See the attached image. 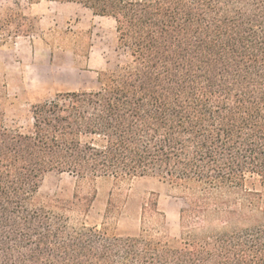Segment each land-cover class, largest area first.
<instances>
[{"label":"trees","instance_id":"1","mask_svg":"<svg viewBox=\"0 0 264 264\" xmlns=\"http://www.w3.org/2000/svg\"><path fill=\"white\" fill-rule=\"evenodd\" d=\"M42 1L114 20L126 61L98 73L99 90L33 102L25 128L0 109V264H264V0L29 3ZM9 17L3 41L34 33ZM49 173L157 178L186 202L181 236L146 227L165 224L155 197L140 235L76 224L95 194L44 202Z\"/></svg>","mask_w":264,"mask_h":264},{"label":"rangeland","instance_id":"2","mask_svg":"<svg viewBox=\"0 0 264 264\" xmlns=\"http://www.w3.org/2000/svg\"><path fill=\"white\" fill-rule=\"evenodd\" d=\"M11 11L30 17L35 30L30 36L7 41L0 30V109L10 129L27 127L33 102L49 101L61 93L99 90L98 73L126 61L124 51L117 47L115 21L96 17L78 3L31 5L29 0H0V20L9 19ZM248 186L262 189L258 183ZM76 192L81 197L95 194L89 212L71 214L76 224L105 228L116 236L140 235L143 206L155 197L165 224L150 221L146 227L163 230L171 238L181 236L180 212L186 202L157 178H101L78 184L69 174L49 173L39 198L69 202Z\"/></svg>","mask_w":264,"mask_h":264}]
</instances>
